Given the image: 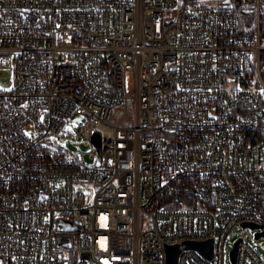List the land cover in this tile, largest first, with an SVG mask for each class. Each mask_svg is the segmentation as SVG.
<instances>
[{
    "label": "built area",
    "instance_id": "1",
    "mask_svg": "<svg viewBox=\"0 0 264 264\" xmlns=\"http://www.w3.org/2000/svg\"><path fill=\"white\" fill-rule=\"evenodd\" d=\"M221 4L0 0V264H264V0Z\"/></svg>",
    "mask_w": 264,
    "mask_h": 264
},
{
    "label": "water",
    "instance_id": "2",
    "mask_svg": "<svg viewBox=\"0 0 264 264\" xmlns=\"http://www.w3.org/2000/svg\"><path fill=\"white\" fill-rule=\"evenodd\" d=\"M241 5H242V0H238L237 3L234 2L233 0H223V2L221 4V6H241ZM93 139L98 145H100L99 134L97 132L94 133ZM59 227L72 229V228H74V225H73L71 220L60 219L59 220ZM257 235H259V233ZM237 243L234 245V248L231 250V256H232L233 260L235 259L236 252H237ZM59 244L70 245L71 242L70 241H67V242L59 241ZM188 245L191 247L197 248L200 252H202L208 258H210V259L213 258V239H208L205 241L188 242ZM179 251L180 250L178 248V245H168L167 246V263L166 264H178ZM83 254L87 255L86 253H83Z\"/></svg>",
    "mask_w": 264,
    "mask_h": 264
},
{
    "label": "rangeland",
    "instance_id": "3",
    "mask_svg": "<svg viewBox=\"0 0 264 264\" xmlns=\"http://www.w3.org/2000/svg\"><path fill=\"white\" fill-rule=\"evenodd\" d=\"M199 3H203L205 5H211V6H219L221 4V1L222 0H197ZM263 45H264V42H263ZM9 70H2L0 71V86H6L10 79H9ZM129 113H131V108H129ZM80 148L81 150L84 151L85 153V158H84V161L87 162V163H90L91 160L89 159L88 155L90 153V149L91 147L88 146V145H83L81 144L80 145ZM90 188V186H89ZM263 240V243H264V238H261ZM261 240H259L260 242ZM232 246V243L230 244V247ZM264 254V250H261Z\"/></svg>",
    "mask_w": 264,
    "mask_h": 264
},
{
    "label": "trees",
    "instance_id": "4",
    "mask_svg": "<svg viewBox=\"0 0 264 264\" xmlns=\"http://www.w3.org/2000/svg\"><path fill=\"white\" fill-rule=\"evenodd\" d=\"M249 18L250 17H249V15L247 13L242 12V22L243 23H246L248 21L250 22ZM260 70H261L262 76L264 77V53L261 56Z\"/></svg>",
    "mask_w": 264,
    "mask_h": 264
}]
</instances>
